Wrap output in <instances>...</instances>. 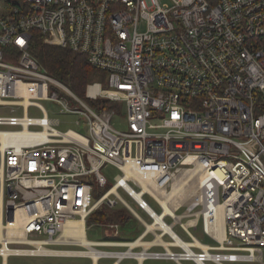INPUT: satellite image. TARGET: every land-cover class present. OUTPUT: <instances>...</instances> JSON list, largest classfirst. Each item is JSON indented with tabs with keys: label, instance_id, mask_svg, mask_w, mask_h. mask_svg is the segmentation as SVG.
Wrapping results in <instances>:
<instances>
[{
	"label": "built area",
	"instance_id": "1",
	"mask_svg": "<svg viewBox=\"0 0 264 264\" xmlns=\"http://www.w3.org/2000/svg\"><path fill=\"white\" fill-rule=\"evenodd\" d=\"M32 30L105 79L78 96L32 56ZM122 112L123 130L112 123ZM190 174L197 182L176 193ZM103 204L125 206L144 231L89 245L66 232ZM11 257L264 264V0L0 5V264Z\"/></svg>",
	"mask_w": 264,
	"mask_h": 264
},
{
	"label": "trees",
	"instance_id": "2",
	"mask_svg": "<svg viewBox=\"0 0 264 264\" xmlns=\"http://www.w3.org/2000/svg\"><path fill=\"white\" fill-rule=\"evenodd\" d=\"M3 1L12 6H22L27 2V0ZM29 51L50 76L67 85L80 97L85 98L87 86L95 77L101 76L105 79V73L92 67L85 54L73 51L69 47L45 43L43 35L38 30L31 31ZM97 104L98 102L93 103L95 106ZM101 104L104 106L103 109H114L118 106L107 100L102 101ZM109 188L110 185L104 188L95 187L96 197L99 198ZM133 217V214L125 206L118 205L111 208L103 204L88 216L86 226L99 225L105 231L110 230V233L113 234L114 230L112 229L115 228H112V225H118L119 228L129 226ZM129 231H127V235H130ZM137 237L134 239H102L101 241H134Z\"/></svg>",
	"mask_w": 264,
	"mask_h": 264
},
{
	"label": "rangeland",
	"instance_id": "3",
	"mask_svg": "<svg viewBox=\"0 0 264 264\" xmlns=\"http://www.w3.org/2000/svg\"><path fill=\"white\" fill-rule=\"evenodd\" d=\"M3 3L4 1L0 0V5ZM96 81H99L97 77H95L91 81V83L96 82ZM48 106L52 107L54 110H58L56 105L48 104ZM75 119L76 118H70V117L67 118V121L70 122L69 126L71 128H76V125L74 123ZM112 123L118 129H121V130L125 129L127 127L126 114L122 112L121 114H119V116H115L113 118ZM103 173L109 178L110 184H114L115 177L120 173V171L118 170V168L114 166H108L103 169ZM191 177L193 178V176ZM190 178L186 179V181L180 185H185V183ZM196 182H197V178H195L194 184ZM190 185H193V184L190 183ZM187 188L189 189V187ZM120 193L145 220L150 222V218L148 217V215L143 210L139 209L138 206L134 203V201L123 190H121ZM186 200L190 202L193 200V198L192 199L189 198ZM150 201H151L150 203L152 204V206L157 211H160L159 207L156 206L152 200ZM183 208H186V206H184ZM112 230H114L113 234H111L112 232L110 233V230L105 231L99 225H91V226H88L86 229L87 237L90 240L123 239V238L134 239L135 237H137L144 231V226L134 216L132 220L130 221L129 226H124V227L119 228L118 233L115 232L116 229H112ZM128 230H130L129 231L130 235H127ZM176 231L182 234L185 238H188L179 227L176 228ZM195 233L202 242H208L212 244L214 243V241L207 234H205V232L202 230L201 225L199 226L198 230H195ZM151 238H153L152 235L149 236L147 239L149 240ZM166 239L168 240L169 237L167 236ZM54 247L58 249H81L82 248L79 246H54ZM101 249L125 250L124 247H101ZM156 249L163 250V248H156ZM7 263L8 264H92V260L90 258H81V257H11ZM112 263H113V258H102L98 264H112ZM122 264H138V262L133 259H125L122 262ZM144 264H177V263L171 260H166V259H148L144 262ZM183 264H195V263H193L192 261H183ZM209 264H213V263H209ZM228 264H250V263L235 262V263H228Z\"/></svg>",
	"mask_w": 264,
	"mask_h": 264
},
{
	"label": "bare ground",
	"instance_id": "4",
	"mask_svg": "<svg viewBox=\"0 0 264 264\" xmlns=\"http://www.w3.org/2000/svg\"><path fill=\"white\" fill-rule=\"evenodd\" d=\"M191 176H193V178ZM188 177L189 178L191 177V178L185 183V185H179V187L176 189V193H180L183 190V188L187 186V184L189 182L190 183H193L194 182L195 175L190 174ZM182 181L183 182H181V184L184 183L186 181V179H184ZM184 190H186V189L184 188ZM165 206H166L167 210H170L169 206H167L166 203H165ZM157 223H163L161 217H157ZM69 226H74L76 228V236L79 239L78 241L81 244H83V245H89L90 244V241L86 238L87 237V234H86V228H85V221L84 220H71V221H69L66 224V232H68ZM151 228H153V227H151ZM165 230L166 231H169V230H171V228H169L168 226H165ZM221 233H223V229H222ZM144 244H148V243H144ZM91 251L93 252L94 257L97 259V257H98L99 254L96 253L94 250H91Z\"/></svg>",
	"mask_w": 264,
	"mask_h": 264
},
{
	"label": "crops",
	"instance_id": "5",
	"mask_svg": "<svg viewBox=\"0 0 264 264\" xmlns=\"http://www.w3.org/2000/svg\"><path fill=\"white\" fill-rule=\"evenodd\" d=\"M86 234H87V231H86ZM100 260H101V259L96 260V261H92V264H98ZM124 260H125V259H124ZM124 260L113 259V263H112V264H122V262H123ZM133 260H135V259H133ZM135 261H137V260H135ZM137 262H138V261H137ZM144 262H145V261H144ZM144 262H138V264H144Z\"/></svg>",
	"mask_w": 264,
	"mask_h": 264
}]
</instances>
